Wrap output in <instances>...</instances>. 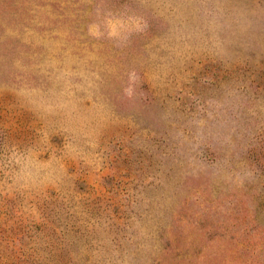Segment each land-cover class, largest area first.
<instances>
[{
	"label": "rangeland",
	"instance_id": "374dc122",
	"mask_svg": "<svg viewBox=\"0 0 264 264\" xmlns=\"http://www.w3.org/2000/svg\"><path fill=\"white\" fill-rule=\"evenodd\" d=\"M0 264H264V0H0Z\"/></svg>",
	"mask_w": 264,
	"mask_h": 264
}]
</instances>
